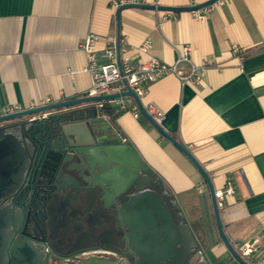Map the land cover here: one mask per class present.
Returning a JSON list of instances; mask_svg holds the SVG:
<instances>
[{"label": "crops", "instance_id": "1", "mask_svg": "<svg viewBox=\"0 0 264 264\" xmlns=\"http://www.w3.org/2000/svg\"><path fill=\"white\" fill-rule=\"evenodd\" d=\"M116 11L111 0H0V115L6 108L25 110L47 99L85 96L91 74L82 46L91 33L99 36L98 53L111 38L117 41ZM164 15L153 9L122 11L121 41L126 40L132 62L156 57L172 63L189 44L196 63L218 68H211L198 86L163 76L150 84L143 101L164 110L161 126L187 146L215 189L233 181L236 194L220 209L224 228L234 244L251 245V258L264 261V0H226L200 16L192 11ZM146 38L152 43L142 52ZM234 45L244 50L242 59L231 54ZM105 118L175 196L211 264H241L219 236L208 185L189 158L142 112ZM58 199V209L75 208L76 213L85 203L76 196Z\"/></svg>", "mask_w": 264, "mask_h": 264}, {"label": "water", "instance_id": "2", "mask_svg": "<svg viewBox=\"0 0 264 264\" xmlns=\"http://www.w3.org/2000/svg\"><path fill=\"white\" fill-rule=\"evenodd\" d=\"M217 0L191 6H163L159 4L129 3L116 11L117 43L121 56L122 11L127 8L153 9L166 12L196 11L212 5ZM121 95L132 96L141 112L177 146L196 166L204 177L212 199L219 236L233 256L241 264H250L238 251L226 233L221 212L215 197L212 179L204 166L195 158L185 144L157 124L145 111L140 98L130 89L108 95H85L14 113L0 115V208L11 195H23L21 181L28 169L35 165L37 185L27 193L29 199L45 197L43 180L52 178L56 188H68L77 198H85L82 191L100 189L97 209L105 221L120 220L130 225L131 247L148 264H211L192 231L187 218L172 193L162 195L155 186H164L162 179L154 174L134 144L114 129L101 114L99 101ZM70 121V122H67ZM67 122V124H66ZM62 134L72 138L77 147L64 158L55 157L57 139ZM125 138V140H124ZM108 144L100 145V141ZM97 144V145H96ZM78 160H74V157ZM136 187L132 196H124L122 205L109 211L110 201L122 197L128 189ZM95 204L86 206L87 212ZM3 213L0 211V218ZM4 216V215H3ZM7 225L11 217L6 215ZM21 246L12 252V258L4 261L8 253L0 252V264H50L40 249L25 237L19 239ZM80 264H108L97 257L87 258ZM139 264H144L140 261Z\"/></svg>", "mask_w": 264, "mask_h": 264}, {"label": "flooded vegetation", "instance_id": "3", "mask_svg": "<svg viewBox=\"0 0 264 264\" xmlns=\"http://www.w3.org/2000/svg\"><path fill=\"white\" fill-rule=\"evenodd\" d=\"M108 143V140L100 141V145ZM57 144L54 152L55 157L59 158L66 155L71 157L68 153L77 147L72 138L64 134L57 139ZM74 160H78V157L75 156ZM36 170L35 165H32L21 181L23 195H11L0 208L4 215L0 218V252L8 253L4 261L12 258L13 250L22 245L20 237H25L40 249L45 258L47 254L50 256V264H80L90 257H97L99 262L108 264H139L140 261L148 264L131 247L130 225L123 220L116 225L118 221L114 224L102 217L96 207L100 189L82 191L85 198L78 199L85 203L78 213L75 208L71 210L64 206L58 209L59 197L62 196L65 201L75 196V193L68 188L54 189L52 178L43 180L42 187L46 192L40 203L37 199H29L27 193L37 185ZM155 189L164 196L170 193L165 186H155ZM135 192L136 187L133 186L122 197L113 198L109 211L114 210L117 204L121 206L124 196H132ZM89 204H95L91 212L86 209ZM60 212L64 217H59ZM6 215L11 217L9 225Z\"/></svg>", "mask_w": 264, "mask_h": 264}, {"label": "built area", "instance_id": "4", "mask_svg": "<svg viewBox=\"0 0 264 264\" xmlns=\"http://www.w3.org/2000/svg\"><path fill=\"white\" fill-rule=\"evenodd\" d=\"M129 3H142V0H111L115 9ZM226 0H217L212 5L203 9L192 11L196 16L208 13L215 5H224ZM172 12H166L164 17L172 16ZM99 36L91 33L85 39L83 49L87 55L86 70L91 74V86L86 95H108L122 93L128 89L132 90L141 100L142 106L148 115L159 125H162L165 112L162 108L151 101H143L147 95L150 84L166 75H174L182 85L192 84L198 86L202 84L207 72L211 68H218L210 62L203 61L196 63L192 57V46L183 45L180 48L178 58L172 62H165L156 57L140 60L137 63L131 61L128 54L126 40L121 41V56H119L118 43L115 39H110L102 53H98L97 43ZM151 40H146L141 44L139 50L146 52L151 46ZM231 54L243 58L244 50L237 45L232 46ZM104 58L105 63L99 62V58ZM50 104V100H44L42 105ZM97 107L105 113V117H111L110 112L119 114L131 112L135 117L139 116L141 110L132 96L121 95L113 99L97 102ZM21 110L6 108L2 115L14 113ZM125 140V138H124ZM211 177V176H210ZM205 184L200 185L203 188ZM236 188L233 181L229 178L225 187L215 189V197L219 209L223 208L227 197L234 196ZM241 255L250 264H264V261L251 258L252 246L245 244H234Z\"/></svg>", "mask_w": 264, "mask_h": 264}, {"label": "trees", "instance_id": "5", "mask_svg": "<svg viewBox=\"0 0 264 264\" xmlns=\"http://www.w3.org/2000/svg\"><path fill=\"white\" fill-rule=\"evenodd\" d=\"M110 114H111L112 119L115 120L117 117V114H114L113 112H110Z\"/></svg>", "mask_w": 264, "mask_h": 264}]
</instances>
